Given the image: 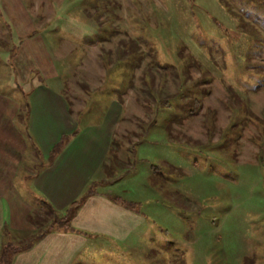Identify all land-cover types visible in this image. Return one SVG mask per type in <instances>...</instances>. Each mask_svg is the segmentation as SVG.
I'll use <instances>...</instances> for the list:
<instances>
[{
    "label": "rangeland",
    "instance_id": "1",
    "mask_svg": "<svg viewBox=\"0 0 264 264\" xmlns=\"http://www.w3.org/2000/svg\"><path fill=\"white\" fill-rule=\"evenodd\" d=\"M20 2L36 5L34 28L74 110L82 107L78 123L113 108L121 165L111 163V177L148 225L131 245L90 241L92 263L264 264V0ZM8 19L0 5V91L15 95L11 60L24 38ZM130 40L143 53L135 69L131 54L117 58ZM186 66L202 85L193 89L202 104L191 117L156 104L175 92ZM228 88L254 116H237ZM168 132L183 141L170 142ZM24 242L11 234L9 245Z\"/></svg>",
    "mask_w": 264,
    "mask_h": 264
},
{
    "label": "crops",
    "instance_id": "2",
    "mask_svg": "<svg viewBox=\"0 0 264 264\" xmlns=\"http://www.w3.org/2000/svg\"><path fill=\"white\" fill-rule=\"evenodd\" d=\"M0 5L14 34L24 38L11 60L15 95L0 91V252L9 234L26 242L36 230L29 218L44 210L45 202L63 213L90 185L92 193L72 216V230H52L16 247L11 264H95L90 241L126 246L148 234L141 213L109 199L123 192L111 177L108 158L116 116L112 108L94 123H78L82 107L74 110L50 47L34 28L36 5L25 7L20 0ZM6 35L13 40L11 30Z\"/></svg>",
    "mask_w": 264,
    "mask_h": 264
},
{
    "label": "trees",
    "instance_id": "3",
    "mask_svg": "<svg viewBox=\"0 0 264 264\" xmlns=\"http://www.w3.org/2000/svg\"><path fill=\"white\" fill-rule=\"evenodd\" d=\"M120 44L123 45V49L122 50L120 49L119 53L117 54V58L122 57L123 53H126L127 55L131 54L132 69H135L141 62L143 58V53L139 51L137 44L133 42L132 40H130L128 43L121 42ZM179 52L184 57L183 50H180ZM186 59H187L186 61L190 63L189 56H187ZM189 69H190V66H186L183 70H181L182 79L180 83L177 84L175 92L171 94H167L163 98L159 99L156 102L158 107L164 110H170V111L178 110L177 111L178 115L181 113L180 111H182L181 113L182 115L180 116H187V117L194 116L199 111V109L201 108L202 99L197 96L195 97V94L193 93V89L196 87H202V85L200 86L199 83L195 82V80H192L190 78ZM147 77L148 78L151 77V81H153V75L151 76L147 75ZM262 80H264V76L262 77ZM148 83H151V82L149 81ZM203 90L202 92H204ZM228 91L231 92V95H232V98L229 101V103L231 104L229 105L237 109V116L239 113L241 114L240 116H254L253 113L250 112V110L247 108L243 100L239 98V96H236L231 91L230 88H228ZM172 103H173V106H171ZM180 107L182 108V110H180ZM210 112L212 113V116H215V111L210 110ZM168 140H170V142L172 143H175L177 141H183L181 138L178 139L177 136L176 137L172 136L171 132H168ZM187 140L191 141L192 143H197L196 140H192L191 138H187ZM113 144L114 143L112 140V144L110 147V154H112L111 160L113 164L115 163V166L116 164L120 166L121 162L116 154V149L114 151L112 148ZM149 167H150L149 176L155 177L158 182L161 181L163 183L164 180L161 178V169L157 165H154V164H150ZM91 193H92V186L89 185L84 191V193L80 196V198L74 201L72 204H70V206L63 213H58L49 203L45 202L44 206L46 208L44 210H41L39 213L34 212L33 214L34 218L32 219L31 217L29 218L30 223L34 227H36V230L30 237H28V239L26 240V242H24V244L27 243L29 245L30 243H32L34 239L41 237L42 235L52 230H63V231L72 230L71 219H72L73 214ZM109 199L118 205L130 207L129 203L124 198H122L120 195H115V194L109 195ZM40 221H42V223L39 225L38 223ZM10 238H11V235L9 234L8 235L9 243L8 245L4 246L2 248V251L0 252V264H11L12 257L14 253L17 251L16 247H12L9 245ZM23 245H21V247Z\"/></svg>",
    "mask_w": 264,
    "mask_h": 264
}]
</instances>
